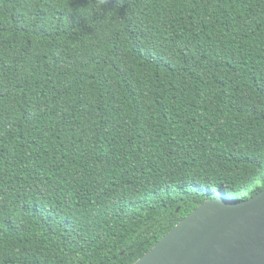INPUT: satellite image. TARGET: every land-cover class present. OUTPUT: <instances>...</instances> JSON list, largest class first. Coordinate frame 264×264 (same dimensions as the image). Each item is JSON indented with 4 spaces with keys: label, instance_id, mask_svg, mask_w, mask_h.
<instances>
[{
    "label": "trees",
    "instance_id": "1",
    "mask_svg": "<svg viewBox=\"0 0 264 264\" xmlns=\"http://www.w3.org/2000/svg\"><path fill=\"white\" fill-rule=\"evenodd\" d=\"M264 187V0H0V264H132Z\"/></svg>",
    "mask_w": 264,
    "mask_h": 264
},
{
    "label": "water",
    "instance_id": "2",
    "mask_svg": "<svg viewBox=\"0 0 264 264\" xmlns=\"http://www.w3.org/2000/svg\"><path fill=\"white\" fill-rule=\"evenodd\" d=\"M132 264H264V187L204 201Z\"/></svg>",
    "mask_w": 264,
    "mask_h": 264
}]
</instances>
